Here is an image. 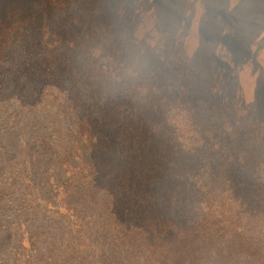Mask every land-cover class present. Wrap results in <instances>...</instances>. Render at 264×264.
<instances>
[{
  "label": "trees",
  "instance_id": "trees-1",
  "mask_svg": "<svg viewBox=\"0 0 264 264\" xmlns=\"http://www.w3.org/2000/svg\"><path fill=\"white\" fill-rule=\"evenodd\" d=\"M84 1L104 11L100 0ZM66 33L63 29L50 32L56 38ZM95 42L97 48H106L97 38ZM44 46L39 71L47 80L60 74L65 81L66 90L52 93L61 96L53 102L63 127L57 132L78 146L63 157L68 167L64 173H68L63 184L61 177L56 193L52 197L28 193L20 211L35 220L44 215L40 202L58 201L56 211L65 205L64 211L73 219L72 234L66 246L61 235L54 245L59 242L70 260L44 258L46 240L38 229L46 226L38 218L36 224L20 223L23 239L19 238L15 263L34 264L41 254L44 264H73L81 246L87 251L95 246L93 235L98 241L107 237V226L118 213L115 202L122 217L113 223L123 228L124 243L132 244L140 235L143 264H264V121L253 109L238 104L197 107L179 91L160 87L157 78L144 74L127 78V73L113 77L99 62L96 74L91 62H85L84 69L70 66L56 39L44 41ZM0 48L5 51L7 45ZM84 78L92 83L91 89ZM95 126L107 129H102L104 135H97ZM130 141L143 149L129 151ZM49 149L54 150L52 145ZM97 150L105 157L102 163ZM128 159H134L133 166L141 165L131 167V172L125 166ZM27 178L28 172L21 177L16 168L7 171L0 166V205L20 194L25 183L29 186ZM83 179L88 180L86 185ZM163 183L174 204L165 200L167 193L158 194ZM102 190L112 197L100 194ZM91 213L94 217L88 219ZM8 229L0 235V250L5 237L13 235Z\"/></svg>",
  "mask_w": 264,
  "mask_h": 264
},
{
  "label": "rangeland",
  "instance_id": "rangeland-1",
  "mask_svg": "<svg viewBox=\"0 0 264 264\" xmlns=\"http://www.w3.org/2000/svg\"><path fill=\"white\" fill-rule=\"evenodd\" d=\"M100 1L105 5V14L84 0H0V46L7 45L5 51L0 48V166H6L7 171L16 168L21 177L28 172L30 181L29 186L25 183L20 187V194L6 198L0 205V235L8 228L13 234L2 241L0 264H20L14 262L19 238L20 242L23 239L20 223L36 224L38 218L46 226L38 229L46 240L48 254L44 258L70 260L59 242L54 245V239L61 235L66 246L72 234L69 223L73 219L64 211L65 205L56 211L58 201L51 205L40 202L45 206L44 215L39 214L35 220L20 211L21 200L28 193L51 197L56 193L61 177L64 175L63 184L68 173H64L68 167L63 157L68 158L78 146L57 132L63 127L57 122L53 102L54 97L61 96L52 93L66 88L60 74L47 80L38 69L46 52L44 41L61 42L62 56L70 66L76 64L84 69L85 62H91L97 74L99 62L104 72L113 77L144 74L157 78L160 87L179 91L197 107L238 104L253 109L264 121V0ZM69 10L73 14H68ZM54 29L67 31L66 36L54 37L50 34ZM95 38L106 48H97ZM182 82L186 86H180ZM83 83L92 88L86 78ZM94 129L100 136L107 130L101 126ZM50 145L54 150L49 149ZM126 147L129 151L143 149L132 141ZM96 152L102 163L105 157L100 150ZM153 152L156 151L149 154ZM133 165L134 159L125 163L132 172L131 167L135 169L141 162ZM87 182L81 181L82 185ZM166 193L165 200L174 204L175 199L163 183L158 194ZM100 194L112 197L104 190ZM113 204L119 215L120 209ZM117 214L107 226V237L98 241L93 235L95 246L89 251L81 246L73 264H143L140 235L132 244L124 243L123 228L113 223L122 217ZM93 217L91 213L88 219ZM124 218L119 219L125 221ZM34 264H44L41 254Z\"/></svg>",
  "mask_w": 264,
  "mask_h": 264
}]
</instances>
